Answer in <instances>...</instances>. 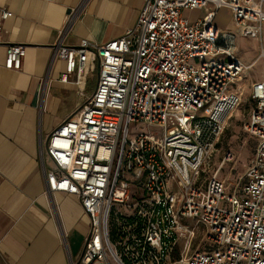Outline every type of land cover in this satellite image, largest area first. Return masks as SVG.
I'll return each instance as SVG.
<instances>
[{
  "label": "built area",
  "instance_id": "obj_1",
  "mask_svg": "<svg viewBox=\"0 0 264 264\" xmlns=\"http://www.w3.org/2000/svg\"><path fill=\"white\" fill-rule=\"evenodd\" d=\"M204 8L227 10L238 30L264 31V0H143L135 24L102 45L67 46L61 32L59 82L74 85L82 104L47 136L40 157L45 194L75 197L88 220L75 264H264V80L250 86L243 127L255 156L226 194L224 181L204 174L241 104L234 85L253 64L234 57V34L181 13ZM7 16L0 10V32ZM24 55L7 44L4 68L20 70ZM199 232L204 247L188 255Z\"/></svg>",
  "mask_w": 264,
  "mask_h": 264
},
{
  "label": "crops",
  "instance_id": "obj_2",
  "mask_svg": "<svg viewBox=\"0 0 264 264\" xmlns=\"http://www.w3.org/2000/svg\"><path fill=\"white\" fill-rule=\"evenodd\" d=\"M142 5L143 0H0V10L8 12L0 32V264L78 261L88 220L75 197L45 194L41 170V145L82 104L74 85L59 82L65 64L54 58V46L63 30L67 46L119 38L135 24ZM252 38V51H258ZM7 44L25 49L18 71L4 68ZM263 80L264 68L262 80L250 86Z\"/></svg>",
  "mask_w": 264,
  "mask_h": 264
},
{
  "label": "rangeland",
  "instance_id": "obj_3",
  "mask_svg": "<svg viewBox=\"0 0 264 264\" xmlns=\"http://www.w3.org/2000/svg\"><path fill=\"white\" fill-rule=\"evenodd\" d=\"M181 13L183 17L190 22L198 19L212 20L213 24L221 31L228 33L232 32L236 37L234 40V57L245 66L253 64L250 69L244 71L240 79L234 85L235 89L241 94V104L225 120L224 130L217 141L215 151L210 158L204 174L206 178L216 174L217 178L224 181L228 188L225 193L230 194L231 189L243 183L247 169L255 156L256 141L247 136L243 127L248 121L249 114L254 106L249 95L250 83L252 81L262 80L263 78L264 62L260 61L258 55L260 54L261 48L264 49V31L261 37H259L251 30H238L234 28L230 21V14L225 9H219L215 14L208 8H204L201 11L182 10ZM252 35L256 37L258 51H252L255 44ZM96 78L95 71L89 77L86 96H89L94 90ZM140 128H142V126L136 131L133 129L132 132H137L141 130ZM147 130L157 135L160 133V130L156 127H147ZM228 155H230L231 158L223 162V159ZM219 167L220 172L218 173ZM204 244L203 235L199 232L189 245L188 255L203 249ZM184 247L186 248L185 240L180 242L177 246V253L178 251L184 252ZM175 256H177L176 253Z\"/></svg>",
  "mask_w": 264,
  "mask_h": 264
},
{
  "label": "bare ground",
  "instance_id": "obj_4",
  "mask_svg": "<svg viewBox=\"0 0 264 264\" xmlns=\"http://www.w3.org/2000/svg\"><path fill=\"white\" fill-rule=\"evenodd\" d=\"M243 66H245V65H243ZM246 67V66H245ZM220 172V167H219V171H218V173ZM218 173H217V175H218Z\"/></svg>",
  "mask_w": 264,
  "mask_h": 264
}]
</instances>
